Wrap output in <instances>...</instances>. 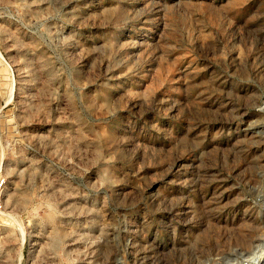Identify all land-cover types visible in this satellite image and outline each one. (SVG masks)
Segmentation results:
<instances>
[{"label":"rangeland","instance_id":"rangeland-1","mask_svg":"<svg viewBox=\"0 0 264 264\" xmlns=\"http://www.w3.org/2000/svg\"><path fill=\"white\" fill-rule=\"evenodd\" d=\"M2 179L0 264H264V0H0Z\"/></svg>","mask_w":264,"mask_h":264},{"label":"built area","instance_id":"built-area-1","mask_svg":"<svg viewBox=\"0 0 264 264\" xmlns=\"http://www.w3.org/2000/svg\"><path fill=\"white\" fill-rule=\"evenodd\" d=\"M4 188V181L3 179L0 180V209H1V206H2V200H1V196H2V190Z\"/></svg>","mask_w":264,"mask_h":264},{"label":"bare ground","instance_id":"bare-ground-1","mask_svg":"<svg viewBox=\"0 0 264 264\" xmlns=\"http://www.w3.org/2000/svg\"><path fill=\"white\" fill-rule=\"evenodd\" d=\"M56 237H57V235H56Z\"/></svg>","mask_w":264,"mask_h":264}]
</instances>
